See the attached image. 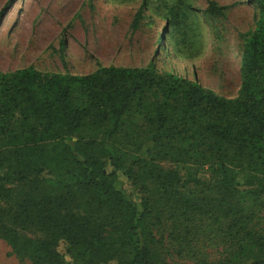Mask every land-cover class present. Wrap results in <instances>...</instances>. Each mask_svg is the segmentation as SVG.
Returning <instances> with one entry per match:
<instances>
[{"label": "trees", "instance_id": "trees-1", "mask_svg": "<svg viewBox=\"0 0 264 264\" xmlns=\"http://www.w3.org/2000/svg\"><path fill=\"white\" fill-rule=\"evenodd\" d=\"M247 1L258 18L242 35L235 97L179 73L161 39L142 67L0 73V240L12 256L30 264H159V229L170 225L173 241L197 239L201 217L219 225L221 240L234 232L239 250L247 239L264 248L246 227L235 179L241 172L259 180L253 192L264 193V0ZM208 4L223 16L225 7ZM147 9L165 20L175 47L195 56L188 0H142L131 28ZM165 161L206 167L214 184L195 185L214 195L180 189ZM119 173L140 186L139 197L119 187Z\"/></svg>", "mask_w": 264, "mask_h": 264}, {"label": "rangeland", "instance_id": "rangeland-1", "mask_svg": "<svg viewBox=\"0 0 264 264\" xmlns=\"http://www.w3.org/2000/svg\"><path fill=\"white\" fill-rule=\"evenodd\" d=\"M7 0H0V10ZM225 7L223 16L208 12L209 4ZM142 0H12L0 21V73L34 67L42 72L86 75L105 66L142 67L156 53L158 40L162 48L175 53L176 70L188 77L193 75L207 88L225 97H235L240 86V58L244 45L242 35L255 30L258 9L247 0H188L190 21L196 35L195 56L184 55V45L175 47L172 33L165 20L147 9L135 29L131 28ZM157 63L165 61L163 53ZM165 170L176 173L183 190L194 191L197 197H210L204 192L214 182L206 167L187 164L161 163ZM239 203L253 238L264 242V193L255 195L260 181L239 172ZM196 181L210 185L196 186ZM118 185L136 199L140 186L128 182L119 173ZM183 186V187H184ZM201 236L186 240H171L170 225L159 229L155 243L159 264H251L264 261V248L245 240L239 250L232 232L229 240H221L219 225L201 217ZM163 235V238H162ZM241 236H238L240 238ZM234 244L231 246V241ZM259 249V250H258ZM0 264H30L10 254L0 240Z\"/></svg>", "mask_w": 264, "mask_h": 264}]
</instances>
